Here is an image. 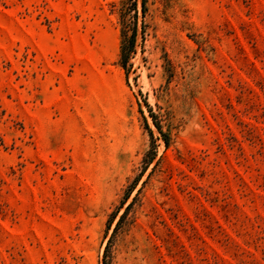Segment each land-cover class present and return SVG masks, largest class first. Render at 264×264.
Returning a JSON list of instances; mask_svg holds the SVG:
<instances>
[{"label":"rangeland","instance_id":"obj_1","mask_svg":"<svg viewBox=\"0 0 264 264\" xmlns=\"http://www.w3.org/2000/svg\"><path fill=\"white\" fill-rule=\"evenodd\" d=\"M142 1L0 0V264H264V0Z\"/></svg>","mask_w":264,"mask_h":264},{"label":"trees","instance_id":"obj_2","mask_svg":"<svg viewBox=\"0 0 264 264\" xmlns=\"http://www.w3.org/2000/svg\"><path fill=\"white\" fill-rule=\"evenodd\" d=\"M144 1V0H143ZM142 1V8L144 9V3ZM128 22L123 18L122 19V36H123V45L121 47V54H120V61L122 64V67L125 68V65L127 63V59H128V55L129 53L132 51L133 48V44H134V34H132L131 36L127 37V30H129V27L127 29V27L125 25H127ZM149 114L150 117L152 119L153 125L156 128V130L162 135V137L164 138V144L165 146H167V139L165 137V135L162 133L159 124L155 121V117L154 115L151 113V111L149 110ZM149 134L151 136V132L149 131ZM153 160V158H151V160L149 161V163H151ZM130 207V204L126 207L125 211L122 213V215L119 217L115 227H114V231L117 229V227L120 225L121 221L124 219L126 212L128 210V208Z\"/></svg>","mask_w":264,"mask_h":264}]
</instances>
